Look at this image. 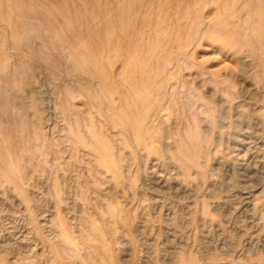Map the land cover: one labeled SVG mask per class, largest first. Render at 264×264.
Segmentation results:
<instances>
[{
  "label": "rangeland",
  "instance_id": "obj_1",
  "mask_svg": "<svg viewBox=\"0 0 264 264\" xmlns=\"http://www.w3.org/2000/svg\"><path fill=\"white\" fill-rule=\"evenodd\" d=\"M260 20L0 0V264H264Z\"/></svg>",
  "mask_w": 264,
  "mask_h": 264
},
{
  "label": "bare ground",
  "instance_id": "obj_2",
  "mask_svg": "<svg viewBox=\"0 0 264 264\" xmlns=\"http://www.w3.org/2000/svg\"><path fill=\"white\" fill-rule=\"evenodd\" d=\"M249 3H255L257 6L259 5V7H262V5L264 4V0H247ZM261 22V20L257 23L256 27L254 28H250V30H260L262 31V34H260V42H259V47L264 48V30L261 29V27H259ZM259 32V31H258ZM241 36L243 34H240ZM124 100H126V98L124 97ZM132 101V100H131ZM133 106H135V104H133ZM110 110L114 111V108L112 106H110ZM117 116V115H116ZM118 119H120L122 121V125H124L125 127H130L133 130H135L134 132L136 133V136L141 137L142 134H144V127L142 125V122H144L142 119L141 120H136L135 117L130 118L127 117L126 120H123L122 117H120L119 115L117 116ZM145 119V118H144ZM126 121V122H125ZM146 133V132H145ZM138 138V137H137ZM197 139V138H196ZM141 141V140H140ZM142 142V141H141ZM143 143V142H142Z\"/></svg>",
  "mask_w": 264,
  "mask_h": 264
}]
</instances>
